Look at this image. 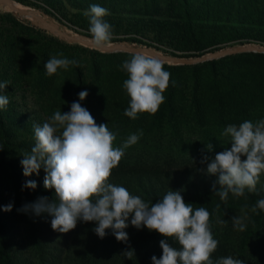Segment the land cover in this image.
<instances>
[{"label": "rangeland", "instance_id": "1", "mask_svg": "<svg viewBox=\"0 0 264 264\" xmlns=\"http://www.w3.org/2000/svg\"><path fill=\"white\" fill-rule=\"evenodd\" d=\"M193 1L201 0H189V2ZM216 2H221V6L215 4L213 8L215 10L212 11L216 14L208 21L206 16L209 10H205L201 18L195 13L193 17L186 15L193 12V8L198 9L200 4L191 8L181 7L182 15L187 16L186 23H188L187 19H193L192 24L197 27L186 33V47H184L172 42L173 39L168 36L161 37L156 34L151 27L154 19L171 18V11L178 9L173 0L14 1L17 7L38 11V14L46 17V20L55 22L67 33L75 36L79 33L91 36L89 18L85 12L91 5L97 4L110 13L104 17V20L112 26V38L109 42L124 41L134 45H147L163 53H175L182 57L198 53L199 48L201 52L207 53L215 48L247 44L248 41L264 45L258 39L264 23L257 19L258 11L264 9V0H247V5L241 3V0H226V2L216 0ZM177 11L181 14L179 10ZM30 19L29 16L25 18L12 11L7 5H0V82H8L4 94L9 99V104L6 108L0 109V113L3 114L7 127L10 126L8 124L15 115L19 114L23 119L21 125H14L16 129L13 140L18 144L16 148L5 155L3 149L0 150V191L4 198L9 196L5 203L1 204V209L9 203L13 205L11 211L2 210L3 214H1L5 242L0 239V264H22L19 257L25 264H33L32 257L34 264H66L67 261L61 259L43 261L39 257L40 250L45 247L66 254L72 253L76 248V241L73 240L77 239L76 228L68 233H59L51 228L52 217L46 213L35 216L31 212L18 211L23 205L35 202L39 197L50 196L47 191L45 195L40 194L45 189L43 184L45 173L39 172V175L34 173L25 177L20 163L23 159L22 154L30 152L34 146L33 124L42 125L57 110H61L62 113L70 111L73 102L81 103V106L91 113L97 125L108 124L109 130L117 134L114 147H119L130 134H138L139 130H142L143 135L136 144L124 150V155L116 167L131 158L134 159L131 153L139 154L142 164L166 161L167 170H172V176L185 174V184H189L187 191L198 198L192 204L193 209L204 207L209 211L210 228L214 226L220 235L218 236L211 228L213 238L225 239L231 249L240 255L252 253L250 260L248 259L250 264L251 262L264 264V211L257 209L256 213L251 212V208L258 200L242 197H231L226 202L220 199L208 201L199 199L207 190H213L212 186L217 180L216 176L206 174L207 166L201 165L200 160L204 155L214 158L217 153L230 148L229 138L221 136L228 125L239 126L246 120L255 123L264 119V100L262 102L255 99L256 103L249 106V112L244 111L241 106L230 105L225 115L211 112L207 115L202 114L201 118L196 119L189 109L184 108L173 117L171 108H162L160 105L155 113L143 112L139 113L136 119H131L124 115L126 105L122 103L120 106L108 102L113 95L110 87L102 90L98 85L100 82L91 76L96 69L95 65L99 62L110 63L112 59H102L83 51L80 46H75L78 43L67 42L45 29L38 28L29 22ZM137 23L148 27L143 32L135 31L133 25ZM135 39L139 42L133 41ZM60 52H63L64 57L68 59L79 61V67L69 66L67 70L61 68L55 74L48 75L44 68L45 62ZM126 59L130 58H124L122 61ZM118 73L122 79L128 78L120 67ZM80 77L83 78V83H80ZM41 81L47 86L41 87ZM81 91L88 92V96L83 101H80L78 96ZM90 98L92 101H88ZM207 144L212 145L211 151L207 150ZM0 147L3 148L1 143ZM23 178L27 181H35L36 189L22 190V186L26 183ZM178 185L179 183L172 181L170 188L176 191ZM216 189L219 190V185ZM256 191L264 194V173L259 177ZM49 198V202H53L55 195ZM245 213L248 217L245 221V230H235L232 218ZM217 220H225L227 223L219 224ZM34 230L39 234L40 242L35 238ZM96 237L100 240L109 239L106 236L103 239L97 235ZM123 244V242L116 243L113 255L127 259L121 255L122 252H118L124 250Z\"/></svg>", "mask_w": 264, "mask_h": 264}, {"label": "clouds", "instance_id": "2", "mask_svg": "<svg viewBox=\"0 0 264 264\" xmlns=\"http://www.w3.org/2000/svg\"><path fill=\"white\" fill-rule=\"evenodd\" d=\"M109 11L93 4L85 12L89 18V32L92 43L103 48L112 38V26L104 20ZM69 66L79 67V61L64 57L63 52L51 56L44 64L48 75L58 69L67 70ZM127 74L123 88L130 97L124 115L136 119L139 113H155L164 102V91L170 80V72L164 70L163 63L155 56L144 53L131 55L119 66ZM8 82H0V109L9 104L5 93ZM79 100L88 96L81 91ZM34 146L30 152L22 154L20 161L23 175H39L43 169L44 188L54 189L55 200L39 197L35 202L27 203L19 212H31L35 216L47 214L51 219V228L59 233H68L77 223L95 222V234L103 239L111 230L116 240L128 243L129 224L137 230L147 228L165 239L160 240L162 255L151 257L152 264H214L211 259L218 241L213 238L209 224L210 213L204 207H192L186 203L180 191L169 190L155 203L145 201L139 195H132L125 187L109 183L112 170L124 155V150L134 145L143 135L130 134L119 146L114 147L117 134L109 130L108 124L97 125L91 113L73 102L70 111L61 110L49 117L42 125L33 124ZM221 136L229 138L230 148H225L214 158L204 155L201 165L206 164V174L217 177L213 184V193L221 201H227L229 193L235 197L244 196L245 189L256 191L259 177L264 173V119L244 121L228 125ZM208 151L212 145L207 144ZM3 148L0 147V150ZM204 171V169H201ZM219 185V190L216 186ZM35 181L28 180L22 186L35 190ZM12 203L2 210H12ZM219 208V205H217ZM264 211V198L259 199L251 208ZM243 211V210H242ZM129 218L130 221H129ZM247 214L234 216L232 224L235 230L244 231ZM226 224L225 220H217ZM175 238L180 248H174L168 241ZM131 259L134 249L121 253ZM215 264H244L243 260L232 256L222 257Z\"/></svg>", "mask_w": 264, "mask_h": 264}, {"label": "trees", "instance_id": "3", "mask_svg": "<svg viewBox=\"0 0 264 264\" xmlns=\"http://www.w3.org/2000/svg\"><path fill=\"white\" fill-rule=\"evenodd\" d=\"M222 1L226 2V0ZM246 1L247 0H241V3L247 5ZM173 2H175L176 7H178L177 10H179L181 14L174 9L170 13L171 18L154 19L151 22V27L156 34L161 37L168 36L173 39L172 42L184 45V47H186V33L197 28L196 25L192 24L193 19H187L188 23H186V17H193V14L195 13L201 18L202 13L205 10H209L206 16V20L208 21L211 16L216 14L212 11L215 10L213 9L215 4L219 7L221 6V2H216V0H201L199 2L173 0ZM199 4L200 7L198 9L195 7L193 8V12L186 13L187 16L182 15V6L191 8L198 6ZM243 14H245V12H243ZM257 17V19L264 23V9L258 11ZM42 18L46 19V17ZM29 22L31 23L30 20ZM133 26L135 27L134 30L138 32H143V30L148 27V25H139L138 23ZM259 36L260 38L258 39L264 43V28L259 31ZM133 41L136 42L138 39ZM251 42L252 41H248V43ZM78 44L75 46H80L83 51L90 52L102 59H112L110 60V63L106 62V64H104L99 62L95 65L96 69L92 72L91 76H94L100 82L98 85L102 90H106V88L110 87L113 91L112 97L108 100L109 103H116L117 105L123 103L128 107L130 97L123 88L124 79L119 76L118 71L119 66L123 62L122 60L124 58H130L133 53L121 51L108 53ZM107 44H111V42H108ZM217 49L219 48L210 51ZM157 51L158 53H163L159 50ZM197 51L199 52L189 55L188 57L200 56L206 52H201V48L197 49ZM171 55L180 56L175 53ZM162 63L164 70L170 72L171 75L169 85L163 93L165 99L161 106L162 108H171V115L173 117H176L184 108L189 109V112H192V114L196 116V119L201 118L200 116L202 114L207 115L211 112L217 115H225L228 113L227 108L230 105H233L234 107L241 106L244 111L249 112V106L256 103L255 99L261 101L264 100V53L245 52L194 65ZM79 81L80 83H83V78L80 77ZM40 83H42L40 84L41 87L47 86V84H44L42 81ZM93 94L94 93H92V95ZM88 101H92V99L90 98ZM230 114H232V112H230ZM22 120V116L17 114L9 122L8 125L10 126L7 127V123L3 119V114L0 113V143L3 146V155L16 148L18 145L13 140L16 129L14 125H21L23 122ZM129 150L131 151V149ZM131 155L134 159L131 158L128 162L120 163L118 167L112 170L109 183L123 186L132 195H139L146 202L151 201L152 203H155L162 199L167 191L171 189L170 186L173 181L174 183H179V188L176 191L181 192L186 203L194 204V201L198 200V198L194 197L192 193H189V190L187 191L189 184H185V174H182L181 176H172V170H167L168 165L166 161L161 160L153 164H142L139 154L135 155L131 153ZM40 172L44 173L42 170H40ZM24 179L27 181L26 178H23V180ZM43 190L44 191L40 193L41 195H45L46 191L50 193L49 197H52L54 194V189ZM2 195L3 193L0 191V239L4 243L5 229L1 219V214H3L1 204L5 203L4 201L7 200L9 196L7 195V197L4 198ZM231 197L235 196H233L232 193H229L228 198ZM240 197L259 200L264 198V194L259 193L258 191L249 192L245 189L244 196ZM199 199L202 201H208L211 199L218 200L219 197L213 193V190L209 189L202 194ZM130 219L131 218H129V221ZM212 221L214 224V217ZM95 227V222H78L75 230L77 239L72 238L76 241V248L72 253L61 254L43 247V249L40 250L39 257L43 261H56V259H61L67 261L66 264H152L151 257L153 255L157 258H160L162 255V249L159 246V242L160 240L165 239L163 236L154 231L149 232L147 228L137 230L129 224V227L125 229L129 237L128 243H124V250H118V252H123L130 246L131 249H134L135 255H133L131 259H123L117 255L114 256V246L116 243L120 244L121 242L116 240L110 229L106 230V237L109 239H98L93 231ZM211 228L213 232L217 233L214 226ZM33 233L35 234V238L40 242L41 238L39 234L35 230ZM217 235L220 236L218 233ZM217 241V248L211 256L214 264L218 259L228 256L241 259L244 264H250L248 259L250 260L252 253L240 255L231 249L225 239ZM168 242L174 248H180V245L175 238H169ZM19 259L20 263L25 264L20 257ZM31 262L33 264L35 262L33 257L31 258ZM251 264L255 263L251 262Z\"/></svg>", "mask_w": 264, "mask_h": 264}, {"label": "water", "instance_id": "4", "mask_svg": "<svg viewBox=\"0 0 264 264\" xmlns=\"http://www.w3.org/2000/svg\"><path fill=\"white\" fill-rule=\"evenodd\" d=\"M0 5H7L13 11H16L21 16L28 15L32 17L30 19L32 25L45 29L52 33L53 35L67 41L79 43L84 46H88L91 48H96L104 52H128V53H144L150 56H155L160 59L162 62L175 64V65H194L198 63H203L209 60L219 59L225 56L245 53V52H260L264 53V45L256 44V43H247L236 45L227 48L217 49L211 52H207L200 56H191V57H182L176 56L166 53H158L154 51L150 46L147 45H134L128 42L120 41V42H112L111 45H106L103 48H97L91 40V36L80 34L79 36H75L67 33L62 27H60L55 22L51 20L48 21L46 19H42V17L38 16L33 10H22L15 7L13 0H0ZM44 13V12H42ZM26 18V17H25ZM257 45V46H256Z\"/></svg>", "mask_w": 264, "mask_h": 264}, {"label": "bare ground", "instance_id": "5", "mask_svg": "<svg viewBox=\"0 0 264 264\" xmlns=\"http://www.w3.org/2000/svg\"><path fill=\"white\" fill-rule=\"evenodd\" d=\"M14 1H16V0H13V2ZM14 5H15V7L16 8H18V9H22V8H19V7H17L16 6V4L14 3ZM22 10H27V9H22ZM33 11H35V13L38 15V16H40L39 14H38V11H36V10H33ZM25 16V15H24ZM26 16H28V15H26ZM30 17V16H29ZM41 17V16H40ZM31 19H32V17H31ZM43 19V18H42ZM77 36H79V34L77 35ZM111 44H112V42H111ZM111 44H107V45H111ZM257 46V45H256ZM91 48V47H90ZM154 51H157L155 48H153V47H151ZM96 49V48H95ZM104 52V51H103ZM158 52V51H157Z\"/></svg>", "mask_w": 264, "mask_h": 264}]
</instances>
